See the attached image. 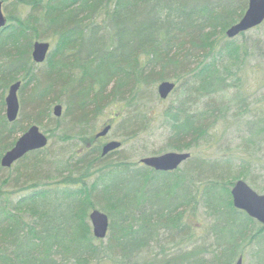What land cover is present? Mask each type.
<instances>
[{
	"label": "trees",
	"instance_id": "obj_1",
	"mask_svg": "<svg viewBox=\"0 0 264 264\" xmlns=\"http://www.w3.org/2000/svg\"><path fill=\"white\" fill-rule=\"evenodd\" d=\"M3 2L0 264H235L251 244H264V225L233 204L236 180L256 184L249 163L235 173L230 159L192 154L179 168L159 171L126 154L113 158L119 149L103 155L94 133L107 108L125 102L117 128L124 140L137 137L156 118L151 104L163 100L156 87L171 80L183 90L157 115L167 148L209 142L233 101L216 99L241 87L247 46L222 40L249 0ZM38 40L51 43L43 63L32 55ZM17 81L21 107L10 121L5 99ZM203 97L215 101L202 104ZM56 104L64 106L60 117ZM33 124L52 141L3 167L2 156ZM93 209L109 215L105 238L93 233ZM200 211L210 227L192 248L191 220ZM258 259L264 264V247Z\"/></svg>",
	"mask_w": 264,
	"mask_h": 264
},
{
	"label": "rangeland",
	"instance_id": "obj_2",
	"mask_svg": "<svg viewBox=\"0 0 264 264\" xmlns=\"http://www.w3.org/2000/svg\"><path fill=\"white\" fill-rule=\"evenodd\" d=\"M6 12V11H5ZM222 35L219 36L221 38ZM233 41L240 45L247 46V54L245 57L242 71L239 73L241 87H230L223 95H219L216 102L224 105L225 101L230 98L232 103L229 106L225 118L218 119L214 124V129L210 130L209 142L202 141L199 145L190 149L172 150L167 148L166 141L168 131L163 127L161 117L158 114L168 107L169 104L176 102L179 94L183 90L182 82L177 84L176 92L163 100H155L152 106V112L157 114L152 124L141 132L137 137L131 140H124L121 128H117L123 120L127 105L120 102L107 108L106 114L101 121L95 124V134L104 126V122L108 121L113 125L112 130L107 137L98 141L104 144L109 140H119L123 142L118 152L114 153V157H118V153L130 156L132 160L138 161L145 156L158 155L168 151H186L193 155H201L210 159H230L233 171L241 169V165L249 163L251 173L250 177H255L256 184H252L248 179H244L255 191L260 194L264 193V22L259 26L239 35L235 38H225L222 43ZM245 48V47H243ZM243 55V56H244ZM228 62L226 58L220 59V62ZM229 83L236 81L228 80ZM157 88V87H156ZM239 94V95H237ZM234 95H237L234 97ZM241 96V97H240ZM238 97L240 98L238 100ZM214 98L203 97V103H214ZM205 104V105H206ZM216 105V104H215ZM64 110V106H63ZM56 123H52L54 126ZM43 131L45 127H40ZM45 132V131H44ZM214 135H216L214 137ZM50 140L49 142H51ZM55 144L60 142L55 141ZM223 164V163H222ZM227 165H224L226 171H230ZM243 179V178H241ZM258 185V186H257ZM194 225L195 238L197 242L191 247L201 246L206 239V232L209 230L210 221L200 211L197 216L192 217ZM258 228V225L256 229ZM210 240V239H209ZM207 240V241H209ZM264 244L259 241L254 242L247 248L244 257V264H263L259 263L258 251H262ZM262 253V252H261Z\"/></svg>",
	"mask_w": 264,
	"mask_h": 264
},
{
	"label": "water",
	"instance_id": "obj_3",
	"mask_svg": "<svg viewBox=\"0 0 264 264\" xmlns=\"http://www.w3.org/2000/svg\"><path fill=\"white\" fill-rule=\"evenodd\" d=\"M12 1V0H11ZM264 22V0H249L248 7L242 18L230 26L226 34L229 38L238 36ZM8 18L4 11L3 1L0 0V28L7 25ZM51 44L48 41H36L33 46V59L37 63L46 60L50 51ZM21 81L13 83L6 95V114L10 121H15L20 112L19 89ZM173 81L165 80L159 83L158 92L161 98L166 99L175 89ZM55 116L63 114V105L56 104L53 107ZM111 125H106L96 136L102 137L111 130ZM49 144L48 135L39 125H31L16 140L14 146L2 156L1 164L3 167L10 168L15 162L23 158L31 151L39 150ZM122 146L119 140H111L103 147V155L108 154ZM190 152L168 151L158 155L145 156L141 159L142 163L159 171H172L181 166L188 158ZM233 204L236 208L245 211L250 217L258 220L264 225V193L255 191L244 179H238L234 183L232 190ZM90 220L93 233L97 238H105L110 227L109 215L100 209H93L90 213ZM235 264H244L241 256Z\"/></svg>",
	"mask_w": 264,
	"mask_h": 264
},
{
	"label": "flooded vegetation",
	"instance_id": "obj_4",
	"mask_svg": "<svg viewBox=\"0 0 264 264\" xmlns=\"http://www.w3.org/2000/svg\"><path fill=\"white\" fill-rule=\"evenodd\" d=\"M103 146V145H102Z\"/></svg>",
	"mask_w": 264,
	"mask_h": 264
}]
</instances>
